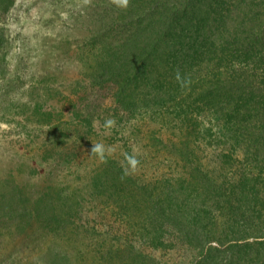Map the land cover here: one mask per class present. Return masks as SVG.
<instances>
[{"label": "rangeland", "instance_id": "1", "mask_svg": "<svg viewBox=\"0 0 264 264\" xmlns=\"http://www.w3.org/2000/svg\"><path fill=\"white\" fill-rule=\"evenodd\" d=\"M163 1L182 6L0 0V264H195L211 246L230 260L242 228L264 221V142L244 135L246 120H235V133L204 109L193 151L160 142L170 134L159 69L148 81L136 67L160 58V23H149L160 20ZM252 43L238 41L252 61L233 69L256 65L264 82ZM195 71L206 86L216 79L206 63ZM109 117L116 123L106 131ZM97 142L111 148L105 160L91 154ZM125 153L139 160L126 174L132 180ZM256 250L264 264V246L245 254L247 264Z\"/></svg>", "mask_w": 264, "mask_h": 264}, {"label": "trees", "instance_id": "2", "mask_svg": "<svg viewBox=\"0 0 264 264\" xmlns=\"http://www.w3.org/2000/svg\"><path fill=\"white\" fill-rule=\"evenodd\" d=\"M229 1L182 0V6L177 10L163 1V6L160 7V20L147 19L152 21L150 25L160 23V50H163L160 51V58H155L152 66L146 65L148 59H145L136 67V71L141 70L143 73H140V76L146 79L159 69L158 73L156 72L159 76L154 79V84L160 81L158 92L160 117L164 124L163 128L168 127L170 134L167 137L168 141L164 138L160 142L163 146L168 142L166 147L179 154L183 153V150L193 151V148L198 146L196 140L205 133L201 120V112L203 113L204 109L212 111L221 118L220 120H224L235 133L241 131L240 127L233 129L237 125L235 120L237 118L246 120L244 135L257 133L256 139L261 140V144L264 142V133L259 134V130L264 132V125L261 126L264 124V82L259 80L258 67L254 65L251 69L244 70L239 66L233 69L232 65L242 58L247 62L252 61L249 50L237 46L238 41L239 44L253 41L250 47L260 52L258 61H264V0H249V2L244 0L241 6L232 5L228 3ZM155 13L156 11L152 13L154 17ZM138 22L141 24L140 19ZM125 32L126 30L123 33ZM236 34L243 37L248 35L249 38L236 39ZM252 52L254 50L250 54ZM186 63L189 66L188 70L184 67ZM204 63L210 67L212 75L216 77L210 80L207 86L204 84L206 81L204 77H200L199 71H195ZM225 65L233 72L230 73L229 70L225 72L224 70L227 69ZM177 72L182 80H187L189 83L182 87L176 79ZM163 106L168 110L167 113L164 112ZM185 107L187 109L182 110ZM251 121L256 124L252 131L248 125ZM197 149L199 148H195L194 151L197 152ZM108 165L119 170L120 174L123 171L111 161ZM123 175L126 179L132 180L130 176L124 173ZM258 223L260 224L254 228L249 226L242 228L244 233L231 247L234 256L230 257V260L225 257L224 248L211 246L201 253L195 264H247L251 258L245 254L255 246H264V221L259 220ZM255 230L258 233H255ZM250 237L258 240L252 243L249 241ZM242 240L244 242H241ZM259 253L261 252L258 250L250 253L255 255L254 264L258 261Z\"/></svg>", "mask_w": 264, "mask_h": 264}, {"label": "clouds", "instance_id": "3", "mask_svg": "<svg viewBox=\"0 0 264 264\" xmlns=\"http://www.w3.org/2000/svg\"><path fill=\"white\" fill-rule=\"evenodd\" d=\"M130 0H112V4L119 8V9H127L129 6ZM176 79L178 82L181 83V86H185L187 83H189L187 80H182L179 72L176 74ZM115 119L112 117H109L104 120L102 127L107 131L110 130L115 126ZM111 148H106L105 145L102 142H97L93 144V147L91 149V154L97 156L100 160L106 159V153H110ZM124 160H125V174H128L129 169L135 170L137 165L139 164V160L136 158L135 155H131L128 153L124 154Z\"/></svg>", "mask_w": 264, "mask_h": 264}]
</instances>
